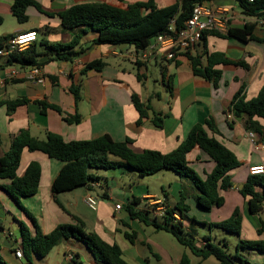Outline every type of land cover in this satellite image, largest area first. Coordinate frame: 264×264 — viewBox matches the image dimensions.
<instances>
[{
	"label": "crops",
	"instance_id": "obj_1",
	"mask_svg": "<svg viewBox=\"0 0 264 264\" xmlns=\"http://www.w3.org/2000/svg\"><path fill=\"white\" fill-rule=\"evenodd\" d=\"M36 1L41 4L44 13L30 6L27 8L28 22L20 23L12 12L13 0H0V16L3 18V23L0 25V39L4 37L10 39L20 34L37 32L38 40L33 43L36 47L40 36H43L40 41L41 45L37 48L38 53L41 54L38 60L48 57V60L44 61L41 66L45 75L44 82L39 83L26 78V71L29 67L9 65L7 64L8 57L0 56V77L5 79V84L0 86V102L21 98L28 100L11 115L8 114L7 105L0 106L2 138L0 158L10 149L13 139L22 130H28L33 137L40 140H45L49 133L59 134L66 142L91 140L108 134L115 141L131 139L130 147L137 153L145 150L169 153L186 139L195 124L204 123L208 117H212L218 133L209 132L210 135L217 138L236 155L240 166L230 172L233 187L228 191L220 190V194L225 199L220 207H213L209 211L198 205L194 207L190 198H196L199 192L194 186H188L185 192V203L189 205L190 211L186 212V219H182L185 229L197 236L198 225L210 229L207 224L226 220L236 209H239L243 216V229L240 237L246 240H264V231L258 233L264 221V210L255 215L251 214L249 197L245 198L240 193L250 175V167L264 164V151L255 149L241 122L234 121L230 125L227 117L233 98L242 88L243 94L249 100L256 97L264 86V43L209 36L206 46L200 42L188 53L180 54L166 68L153 63L161 69L162 74V90L155 91L149 88L148 72L151 64L143 66L124 55L133 48L132 46L129 49V47L118 45H97L95 40L98 34L91 28L80 27L73 31L66 30L62 27L58 16L59 12L81 3L108 2L125 7L127 4L148 0ZM154 1L158 8L171 6L178 2V0ZM207 5L226 12L230 29H244L246 25H249L254 36L264 39V24L261 23L264 16H246L236 0H211ZM32 18H36V22H31ZM81 33L84 34L81 45L76 48L79 55L71 62L54 59L45 45L47 43H69L74 35ZM205 50L222 52L233 61L243 60L248 68L236 65L218 66L223 73L218 86H215L212 82L193 73L189 59V54H203L205 62ZM98 60L105 63L101 71L91 69L84 72L87 64ZM14 71L18 74L10 78L9 74ZM138 75L141 76V80ZM72 87L78 90V99L72 92ZM133 94H137L142 102L151 106L149 117L143 119L141 125L137 124L139 113L132 100ZM40 102L55 105L60 108V112L48 109L42 113ZM154 113L162 115L163 126L161 128L155 127L152 122ZM75 116H79L78 122L68 121L69 118ZM261 122L264 124V121ZM32 161L39 162L42 168L40 187L36 195L21 198V200L36 220H39V226L44 234L50 233L60 224H76L77 221L73 216H77L84 221L87 232L97 233L105 241L118 244L122 249L123 258L128 263L179 264L182 256L187 254L186 250L183 251L174 245L166 249L156 240H151L149 235L166 231L159 230L152 225L140 224L138 220L132 218L122 201L115 202V205L122 204L121 210L114 207L109 217L104 218L103 207L99 208L100 199L110 198L111 200L116 194H111L109 189H105L106 194L105 192L92 193L97 187L104 186L100 181L91 182L88 186L58 194L55 197L51 186L64 163L51 159L42 152L24 150L18 169L19 176L24 175ZM188 161L202 179H205L215 167V163L199 148L188 154ZM125 171L120 170L122 174H125ZM96 173L101 177L100 173ZM177 175L174 176L176 177L174 188L164 190L166 195L161 197L165 198L170 206H174L182 198L183 190L180 184L183 180L179 174ZM8 183V181H0V185ZM89 193L98 198V210L94 211L98 215L91 220L81 211L86 205L84 198ZM152 197H155V194L148 192L142 194L146 203L152 201ZM55 198L67 209V212L61 209ZM146 209L139 210L147 212ZM191 218L197 221L191 222ZM9 220L14 226L6 230L4 221ZM20 222H24L32 233L34 232L31 220L18 202L0 187V234L2 235L0 245L6 264H102L84 243L75 239L61 241L44 258L38 257L33 252L29 256L24 254L23 258H17L16 250H23ZM125 228L141 233L143 238L139 239L136 236L133 241H125L122 235L129 233L128 230L125 232ZM16 231H19V237L16 236ZM205 237H210L212 241L211 236ZM238 240L239 237L236 236V242ZM197 244L204 246L205 240L200 239ZM68 253L74 254L72 262L67 259ZM190 253L187 254L190 259L191 255L196 257L195 261L191 259L193 264H203L211 258L204 260L192 254L191 251ZM247 254L253 263L264 262V253L251 251Z\"/></svg>",
	"mask_w": 264,
	"mask_h": 264
},
{
	"label": "trees",
	"instance_id": "obj_2",
	"mask_svg": "<svg viewBox=\"0 0 264 264\" xmlns=\"http://www.w3.org/2000/svg\"><path fill=\"white\" fill-rule=\"evenodd\" d=\"M119 1L122 2L123 0ZM209 1L211 0H182L164 8H158L154 0L127 4L125 7L112 5L108 2L81 3L59 12L58 16L61 19L62 27L66 30L73 31L80 27L91 28L98 34L95 40L97 45L134 46L141 51L148 47L155 36L166 30L172 19H176V28L179 30L191 17L196 5L207 4ZM236 1L246 16H264V0ZM30 6H34L39 12L44 13L41 4L36 0H13L12 12L20 23L28 22L27 8ZM47 14L53 15L52 13ZM2 23L3 18L0 16V25ZM83 35V33L74 35L69 43H47L45 45L54 59L71 62L79 55L76 48L81 45ZM209 36L237 39L242 42L264 43V39L254 36L249 25H246L244 29H229L226 34L206 31L201 40L204 46L207 45ZM8 40V37L0 39V49L5 46ZM204 54L206 56L205 62L203 54H189L193 73L212 82L215 86H218L223 73L218 66L236 65L248 68L243 60L233 61L222 52L205 50ZM40 55L37 47L32 44L23 52H13L8 57L7 64H17L22 68L35 65L42 66L44 62L38 60ZM104 66L105 63L101 60L94 61L86 65L84 72L91 69L101 71ZM138 78L141 80L140 75ZM52 79L55 78L52 77ZM72 92L78 99V90L72 87ZM132 100L139 113L137 124L141 125L143 119L149 117L151 106L142 102L137 94H133ZM27 101L26 98L15 99L0 102V106L7 105L8 114L11 115ZM40 105L42 113L48 109L60 112V108L55 105H49L45 102H40ZM228 110L234 116V119L229 120L230 125L234 121L241 122L247 131H253L257 134L260 143H264V124L261 122L264 121V86L256 97L249 100L243 94L242 88L233 98ZM78 120L79 116L68 119L69 122H78ZM152 122L155 127L161 128L163 126L162 115L154 113ZM209 132L218 133L215 120L212 117H208L204 123L195 124L186 139L172 152L162 153L157 150H145L142 153H137L130 147L131 139L115 141L108 134L91 140L66 142L59 134L49 133L45 140H40L33 137L28 130H22L13 139L10 149L0 158V181L9 182L0 185V187L18 202L34 227L32 233L24 222H20L24 254L29 256L33 252L38 257L44 258L61 241L75 239L84 243L102 264H131L123 258L122 249L118 244L105 241L97 233L87 232L84 221L77 216H73L77 221L76 224H60L50 233L44 234L42 232L36 218L20 202L21 198L32 197L38 193L42 175L41 165L36 161L30 162L23 176L18 175L25 149L32 152H42L49 158L64 163L51 186L52 194L55 197L58 194L88 186L91 182H99L101 177L96 173L99 169L124 168L136 171L141 175H153L162 170H171L191 181L199 192L196 196L198 206L209 211L213 207H220L224 204L225 199L220 194V190L228 191L233 187L230 172L240 166V161L236 155ZM1 141L0 133V144ZM196 148H199L215 163L214 169L207 174L205 179L198 175L188 161V154ZM103 187L109 189L107 185ZM240 193L245 198L249 197L251 214L255 215L262 212L264 209V176L249 175ZM181 195V200L174 206L165 203L166 211L162 217V223H158L156 220L151 221L148 212L134 208L133 205L137 203V198L131 201L127 209L132 218L171 233L181 245L204 260L214 257L219 264H264V262L253 263L248 257L247 253L251 251L264 253V240H246L240 237L243 229V216L239 209H236L226 220L207 224L210 228L217 227L239 237L234 255L229 253L228 244L224 240L214 243L210 237H205V245L199 246L195 241L196 234L187 232L185 229L183 220L186 219L185 215L186 212L190 211V207L185 203L186 195L184 193ZM55 200L67 212V209L57 198ZM175 215H178L179 219ZM191 219V222L197 221L194 218ZM263 231L264 221L258 233ZM1 249L2 246L0 245V252ZM245 252L247 253L245 254ZM0 264H6L1 254ZM179 264L193 263L189 256L184 254Z\"/></svg>",
	"mask_w": 264,
	"mask_h": 264
},
{
	"label": "built area",
	"instance_id": "obj_3",
	"mask_svg": "<svg viewBox=\"0 0 264 264\" xmlns=\"http://www.w3.org/2000/svg\"><path fill=\"white\" fill-rule=\"evenodd\" d=\"M247 1L254 2V0ZM261 23L264 24V19L261 20ZM229 29V17L224 10L213 9L207 4H198L194 7L191 17L186 21L183 28L178 30L176 28V19H172L166 30L155 36L146 49L139 51L132 46L133 48L124 55L143 66L156 63L162 68H166L169 66L170 62L175 60L180 54L187 53L198 45L202 40L204 32L216 31L226 34ZM28 37L31 38L27 39ZM21 38L25 39L22 41ZM37 40V32H29L14 36L6 42L2 49H0V55L9 57L15 51L23 52ZM17 74L18 72L14 71L9 74V77L13 78ZM26 78L39 83L44 82L45 75L43 74L42 67L38 65L29 67L26 71ZM3 84H5V79L0 77V86ZM227 117L229 120L234 119L232 112L229 110L227 112ZM247 136L256 150L264 151V143L258 141L255 132L247 131ZM249 172L250 175L264 176V164L250 167ZM84 202L90 210H98V198L93 194H87L84 198ZM156 203L160 205L157 208L158 212H156L157 215L155 216L163 217L166 211V205L165 203L163 204L161 200H157ZM115 208L121 210L123 206L118 203L115 205ZM175 217L179 219L178 215H175ZM15 255L17 258H23V250H16ZM67 259L72 262L74 254L68 253Z\"/></svg>",
	"mask_w": 264,
	"mask_h": 264
},
{
	"label": "rangeland",
	"instance_id": "obj_4",
	"mask_svg": "<svg viewBox=\"0 0 264 264\" xmlns=\"http://www.w3.org/2000/svg\"><path fill=\"white\" fill-rule=\"evenodd\" d=\"M36 18H32L31 22H36ZM42 35L39 38L38 47H40V41L42 40ZM131 46H129V49ZM149 88H152L155 91L162 90V78H161V69L156 66V64L149 65ZM191 166V165H190ZM120 170H126L125 174H122ZM98 173L101 175L100 183L102 185H107L109 187V191H111V194H116L115 198H101L100 199V205L99 208H102V213L105 215L104 218L109 217V213H112L113 208L115 207L116 201H122L126 206H128L132 200L137 198V203L133 205L134 208L137 210L139 209H146L149 218L151 221L156 220L158 223L163 222L162 217H155L153 213L158 212L157 208L160 204H157V200H161L164 203L167 202L165 198H161L166 192L164 190L168 191L170 188H174L176 185V181L174 176H178L174 171L168 170V171H161L158 173H155L153 175H141L140 173L132 170L127 169H121V168H115V169H99L97 170ZM200 175H202L200 173ZM179 178V177H178ZM183 180V183L180 184L182 187V192L185 194L188 186H193L190 180L185 179L183 177H180ZM105 192L104 187H97L94 189L92 193L94 194H102ZM150 193L155 194V197H152L151 200L146 203L145 199L142 198V194L144 193ZM186 195V194H185ZM193 198V197H192ZM190 198L191 202L193 201L194 207L197 206V200L196 198ZM116 199V200H115ZM20 202L23 201L20 199ZM151 203L149 206L147 204ZM62 209V208H61ZM111 210V212H110ZM85 217H88L89 220L94 219L97 217V213L90 210L86 205L83 206L82 210ZM39 221V220H38ZM37 221V222H38ZM90 222V221H89ZM140 222V221H138ZM142 222H140L141 224ZM39 224V222H38ZM144 224V223H142ZM14 225L11 223V221H4V227L7 230L10 227H13ZM91 226V223H90ZM153 226V225H152ZM126 229V228H125ZM128 229L125 230V232ZM128 234L122 235L124 236L123 239L127 242L133 241L136 236L139 239H142L141 233H137L134 230L129 229ZM198 235L195 238V241L198 243L200 239H204L205 236H211L212 241L214 243H217L219 241L227 242L228 244V251L230 254L234 255L236 253V235H233L231 233H228L224 231L223 229L213 227V228H205L203 226L198 225L197 228ZM16 236L19 237V231L15 232ZM126 235V236H125ZM151 240L159 242L164 248L169 249L173 245L177 248H180L181 250H186L187 254H191L189 250H187L185 247L180 245L176 238L171 233L166 232H159L148 236ZM2 238V235L0 234V239ZM133 239V240H132ZM2 259L4 260L5 257L3 256L2 252H0ZM196 258V257H195ZM194 256L191 255L192 260H196ZM199 260V259H198ZM5 262V260H4ZM203 264H218V261L211 257L208 261H206Z\"/></svg>",
	"mask_w": 264,
	"mask_h": 264
},
{
	"label": "water",
	"instance_id": "obj_5",
	"mask_svg": "<svg viewBox=\"0 0 264 264\" xmlns=\"http://www.w3.org/2000/svg\"><path fill=\"white\" fill-rule=\"evenodd\" d=\"M46 60H48V57H46V58H44V59H41L40 62H44V61H46ZM241 188H242V186H241Z\"/></svg>",
	"mask_w": 264,
	"mask_h": 264
},
{
	"label": "clouds",
	"instance_id": "obj_6",
	"mask_svg": "<svg viewBox=\"0 0 264 264\" xmlns=\"http://www.w3.org/2000/svg\"><path fill=\"white\" fill-rule=\"evenodd\" d=\"M31 37H28L27 39H30ZM22 39V41H23V39H25V38H21Z\"/></svg>",
	"mask_w": 264,
	"mask_h": 264
}]
</instances>
